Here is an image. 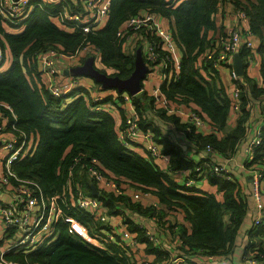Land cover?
Returning <instances> with one entry per match:
<instances>
[{"label":"trees","instance_id":"trees-1","mask_svg":"<svg viewBox=\"0 0 264 264\" xmlns=\"http://www.w3.org/2000/svg\"><path fill=\"white\" fill-rule=\"evenodd\" d=\"M227 1L247 14L249 29L259 40L258 53L261 54L262 83H257L247 71L245 56L249 50L240 53L244 61V75L238 79L230 76L232 84H239L242 88L241 112L233 127L228 124L232 113L229 87L221 79L220 70L213 61L203 58L215 40L209 32L218 27L220 0H112L107 23L88 33L59 28L53 22V17L41 7H36L18 25L7 26L0 14V45L4 52L8 49L12 57L6 69V55L0 61V102L10 105L17 116L16 120L11 119L10 125L15 123L17 128L38 140L36 152L13 162L12 169L19 178L38 182L46 195L60 194L59 201L63 207V218L58 225L60 233L55 242L27 253L7 252L6 259L20 264L139 263L136 257L132 259L117 243L109 244L108 250L95 247L76 235L71 227V219H74L86 225L92 236H96L101 228H110L106 221H96L90 211L72 205L69 199L70 191L74 192L70 171L74 174L75 182L82 183L86 193L93 194V182L87 173L92 158H98L101 170L114 179L128 180L133 187L149 191L159 198L162 207L158 210L129 199L130 208L168 222L172 232L180 239L178 252L189 258L187 264H197L206 255L238 258L235 250L241 245L238 244L239 234L250 209L242 184L235 174L231 173L233 180L209 172L208 178L218 186L221 198L215 193H201L194 186L180 184L176 174L182 169H190V175H193L196 161L185 157L176 136L164 135L162 126L148 119V115L154 114L156 118L167 120L176 129L183 130L190 125L181 114L169 113L155 102L154 96L145 92L144 97L149 98L152 104L151 112L147 111L143 98L133 96V104L141 115L142 129L153 131L164 153L170 157L166 171L143 154L126 148L119 140L114 115L107 111H92L91 99L85 96V91H80L82 88L62 98L55 97L40 82L38 62L41 52L58 45L69 55L79 53L86 46H93L100 55L102 66H97L95 61L98 69L109 75L128 78L134 70L136 55L124 51V39L118 37L117 32L131 15L145 9L153 10L169 20L176 42L183 52L177 75L170 72V68L165 69L173 78L163 81L161 92L172 104L194 108L213 126L214 130L210 133L190 126L189 136L196 141L199 151L205 152L207 146L211 145L214 154H220L218 159L234 158L243 144H247L248 148L253 136L250 132L251 118H254L256 107L261 110L264 100V0H224L223 3ZM46 7L53 9L56 5L47 4ZM156 39V36L151 38L152 41ZM159 53L160 60L166 57L163 50H159ZM108 70L113 72L109 73ZM118 92V103H123V92ZM119 109L124 124V109ZM0 111L12 117L6 106L0 104ZM261 137L262 143L253 150L252 157L247 151L245 166L264 174V128ZM76 159H79L78 163H75ZM98 198L108 206L109 214H118L124 208L121 203L124 196L101 192ZM179 213L182 215L175 217ZM226 215H229L227 219ZM131 227L137 229V226ZM248 231L249 238L244 244L242 258H239L246 263L243 255L256 247V257L264 261V225L254 227L252 224ZM138 235L139 241L144 243L143 232L138 230ZM146 246L147 253L154 255L153 264L167 259V252L157 250L151 243Z\"/></svg>","mask_w":264,"mask_h":264},{"label":"built area","instance_id":"built-area-1","mask_svg":"<svg viewBox=\"0 0 264 264\" xmlns=\"http://www.w3.org/2000/svg\"><path fill=\"white\" fill-rule=\"evenodd\" d=\"M224 0H220L223 4ZM112 0H0V14L5 23L18 25L23 23L31 12L36 7H41L50 16L53 17V22L61 29L67 31H81L88 33L99 29L110 13ZM47 4L56 5L53 9H49ZM170 25L169 20L150 9L141 10L136 14L131 15L119 28L117 36L124 39V51L126 53H134L138 48L142 49V54L146 63L149 66L150 72H159L164 80L170 81L173 78L172 74L165 72V69L170 68V72L176 75L180 72L181 56L176 57L174 52L178 46L175 35L170 26L165 27L163 21ZM247 21L248 16L244 11L238 10V20L233 28L230 29L225 37H220L212 41L211 47L206 50L203 58L211 60L214 66L219 70H227L234 79H238L232 67L235 54H240L243 50H249L245 56L247 63V71L249 72L255 67L257 62L259 40L249 27H241L242 21ZM156 36L158 39L152 41L151 38ZM91 48L86 46L77 54L69 55L62 47H53L38 55L39 68L41 75L47 76V85L50 91L57 98H62L66 94L75 89L82 88L81 92L85 91V96L91 99V109L94 112L107 111L114 115L116 105L118 108L127 101L132 104V108L125 109V122L123 127L118 129V137L121 143L128 149L133 150L135 145L141 146L147 153V158L155 162L156 159L170 160L169 155L163 151V146L155 138L153 131H144L141 126V115L133 104V96L127 92L121 94L125 100L123 103H118L120 96L115 93L108 94L109 89H104L100 84H96V89L91 90L88 85L82 82V75H70L62 78L59 74L58 62L64 61L70 66H77L81 64L80 59L85 57V51ZM159 50L166 52V57L160 60ZM94 54V61L99 60V53L97 49L91 48L88 53ZM7 56L6 50L2 49L0 45V61L4 56ZM99 55V56H98ZM5 56V57H6ZM261 63V59H260ZM112 90V89H110ZM87 92V93H86ZM241 94L242 88L234 85L231 91L230 98L232 102V113L238 114L241 112ZM153 96L155 102L165 108L169 113L183 114L187 118V124L190 126L201 127L205 124L204 119L195 110H189L188 113L180 107V105L172 104L170 100L157 89ZM112 97V100H108ZM6 106L17 119V116L10 105ZM262 123L256 126H250V132L253 136L249 141L248 153L253 156V150L262 143V129L264 128V105H262ZM231 113V114H232ZM115 116V115H114ZM16 119H13L16 120ZM188 126L182 130L183 134L189 136L191 127ZM12 133H7L6 125L0 123V146L7 151L4 157V167L0 168V189L7 187L11 178L16 182L14 184L12 197L9 200H0V223L3 224L6 230L13 231V238L0 246V263L1 264H20L14 260H8L5 254L10 251L14 252H30L36 250L40 246H48L55 242L59 237L58 225L63 218V207L60 205L59 195L48 196L43 192L40 184L35 180L21 179L14 170L12 164L15 161L32 155L36 152L34 143L30 141L29 134L24 130L17 128L15 123H12ZM210 153H214L211 145L207 146ZM234 158L227 159L231 161ZM79 159L75 160L78 163ZM196 161L195 172L193 175H188L184 180V185L194 186L198 179L207 177L208 173L222 176L226 179H233L230 170L225 164L215 162L208 157H199ZM101 164L98 158H92L90 165L87 166V173L93 185L99 190L97 195L88 194L82 183L75 182L74 174L70 171L69 175L72 177V186L74 182V192L70 191V202L72 205H78L80 208L90 211L96 220L108 221L105 214V206L103 201L98 198L101 192L112 193L115 196H124L121 203L124 208L129 209L132 213L134 208H130L129 199L133 203H141L143 199H148L147 206L154 209H160L162 203L158 197L152 196L149 191L141 188L133 187L128 180L118 181L104 173L98 166ZM82 172V171H81ZM232 175V176H231ZM264 174L259 170H253V190L252 194L255 197L256 205L253 215V226L259 227L264 225ZM65 195V193L63 194ZM127 205H126V204ZM143 206H146L142 204ZM127 214V213H126ZM128 215V214H127ZM142 222L137 223V229L126 228L122 223L121 227H113V230L106 234L103 243H99L100 237L98 235L92 238H86L82 232H77L83 239L95 247H100L108 250L109 244L117 243L125 252L138 260V264H153L154 258L136 254L141 242L139 241L138 230L143 232L145 237V244H153L157 250L167 252L168 257L164 261L157 262V264H187L189 258L183 256L178 252V245L180 239L176 236L168 222H163L157 216H149L148 214H140ZM75 220L71 219V227L75 229ZM146 222H151V226L156 228V231L147 225ZM74 227V228H73ZM76 231V229H75ZM119 242V243H118ZM255 250L243 255L248 264H264V261L256 257ZM196 258V257H195ZM208 260V264H214V256H203ZM204 262V261H203ZM221 264V263H219Z\"/></svg>","mask_w":264,"mask_h":264},{"label":"crops","instance_id":"crops-1","mask_svg":"<svg viewBox=\"0 0 264 264\" xmlns=\"http://www.w3.org/2000/svg\"><path fill=\"white\" fill-rule=\"evenodd\" d=\"M238 20V10L234 7L233 4L229 3L228 1L223 3L222 5L219 6L218 9V14H217V24L218 27L217 29L214 31H210L209 35L213 37V39H219L220 37H224L226 36V34H228V32L230 31L231 28H233L236 24ZM242 21V20H241ZM171 25H167L166 27ZM241 27L243 28H248V20L247 21H242L241 23ZM6 61L4 64V69H6L7 67H9L11 61H12V57L10 56L8 49H6ZM174 55L176 57L183 55L182 49L181 47L178 45ZM260 55L258 54L257 57V62L254 68H252L248 73L250 76H252L257 83H262V79H261V72H260ZM73 66H70L68 64H66L64 61H61L60 64L58 65V68L60 69L61 76L63 78L68 77L70 75H73L74 73L70 70ZM233 67V65H232ZM69 71V72H68ZM205 74V72H204ZM220 75H221V79L223 80V82L229 87V94H231V91L233 90L234 84H232L231 81V74L229 71L227 70H220ZM47 81L48 78L46 75L42 74L41 75V79L40 82L41 84H44L47 88L50 89V87L47 85ZM83 81L89 86H93L98 84L97 82L93 81L91 78L85 77L83 78ZM163 83L162 80V76L160 75L159 72H153L152 74H150L146 80H144L143 82V90L141 92H139L136 96L137 97H142L143 98V105L146 106L147 111L151 112L152 109V104L150 99H146V97H144L145 92H147L148 95H152L153 93L160 88V85ZM41 84L39 86H41ZM161 91V90H160ZM113 92V89L108 91L107 93L110 94ZM155 98V96H154ZM112 100V99H111ZM124 102V101H123ZM262 105H264V100H262ZM115 108L114 109V117L116 119L117 122V129H119L122 124H123V116H122V111L116 106L114 105ZM184 106V107H183ZM127 107L132 108V104H130V102H125L122 107L124 109V113H125V109H127ZM180 107L184 110V112L188 113L189 110L191 111L192 109L195 110L194 108L191 107H186L185 105H180ZM256 111L254 112V118H251V122H250V126H256V125H260L262 123V111L260 110V108L256 107ZM262 109V108H261ZM188 111V112H187ZM196 111V110H195ZM153 114V113H152ZM148 119L150 121H153L154 123L157 122L161 127V132L164 135H169V136H176L178 139V142L180 143L181 147L183 148V153L185 155L186 158L188 159H193V160H198L199 157H209L211 160H216L218 163H222L225 164L226 167L230 170V172L237 177V179L239 180V182L242 184V188L244 191V194L246 196V198L248 199L249 205H250V209H249V214L248 217L246 219V221L244 222V225H242V228L240 231L241 233L239 234V240H238V244H241L240 246L236 247L235 250V255L238 256V258L233 257L235 259H231L232 262L234 261H238L239 262V257H242V253H243V248H244V244L247 243L248 241V230L251 228L252 226V222H253V215H254V211H255V205H256V200L255 197L252 194V190H253V169L249 168L247 166H245L246 163V158H247V144H243L241 146V148L239 149V151L237 152V154L235 155L234 159L231 161H227V159L222 158V159H218V156L220 155L219 153H208L209 151L207 149H205V152H201L198 150V146L196 141L191 138L190 136H187L185 134H183L181 129H176V127L169 121L167 120H160L158 118H156V115H148ZM183 118V120L187 121L186 116H184L182 114L181 116ZM16 119L15 116L13 115L11 118L6 115V113L1 112L0 111V123H3L4 125H6L7 128V133H12L10 130H13L12 125H10V121L11 119ZM236 120H237V115L232 113L230 115V118L228 119V124L230 127L235 126L236 124ZM149 121V122H150ZM205 124L200 128V130L205 131L206 133H210L212 132L213 126L204 119ZM30 137V141L34 143V147L37 148L38 146V140L34 135H29ZM133 151H137L138 153L143 154L146 158H147V153L146 151L138 145H135L133 148ZM210 155V156H209ZM2 148L0 146V168L4 167V158H2ZM223 157V156H221ZM219 157V158H221ZM155 163H157L162 169L164 170H168L169 168V161L165 160V159H156ZM190 174V169H182L180 170L177 174H176V180L180 183L183 184L184 180L186 179V177ZM16 182L14 181L13 178H11L9 184L7 187L1 188L0 189V200H9L12 197V192H13V188H14V184ZM194 187L196 189H198L201 193L206 192V193H215L217 194V196L219 198H221V194L218 193V186L214 185V183H211L208 176L207 177H203L202 179H198L195 182ZM154 196V195H152ZM157 197V196H155ZM149 201L148 199L144 198L142 204L144 205H148ZM139 204H141L139 202ZM103 206H105V214L108 217V222L106 223L107 225L110 226L109 229L106 228H101V231L97 233V235L100 237L99 243H103V241L101 240V235L103 234H109L112 230L113 227H119L116 226L118 225H122V223L124 224V226L127 228H129V226L131 225L132 227H136L137 223H140L142 221L141 217L144 216H140V213H138L136 210L132 213L129 209L123 208L120 213L118 214H109L108 213V206L104 204L103 202ZM128 215H127V214ZM182 214H178L177 218H179ZM171 218H174V216H170ZM229 217V215H226V219ZM97 221V220H96ZM130 221V222H129ZM128 222V223H126ZM145 223V222H144ZM151 222H146L145 225L152 227L151 226ZM74 227L76 229V232H74L76 235L80 236L82 239L83 237L81 235H79V232H82L86 238H92L93 236L90 234L89 229L87 228L86 225L76 221L74 224ZM131 227V228H132ZM155 231L156 228L152 227ZM132 230H134V228H132ZM78 232V233H77ZM13 238V231L11 230H6L5 226L3 224L0 223V246H4L5 243L9 242L11 239ZM103 239V238H102ZM262 240V239H261ZM256 241V240H255ZM264 241V240H263ZM257 243V241H256ZM139 250L140 253L142 255L148 256L154 258V255L152 254H148L147 253V246L145 243L141 242V244L139 245ZM218 263L221 264H232L229 261L228 257L222 256L220 258H216L215 259ZM242 260V259H240ZM1 264V263H0Z\"/></svg>","mask_w":264,"mask_h":264},{"label":"water","instance_id":"water-1","mask_svg":"<svg viewBox=\"0 0 264 264\" xmlns=\"http://www.w3.org/2000/svg\"><path fill=\"white\" fill-rule=\"evenodd\" d=\"M232 65L238 76L244 75V61L241 54H235ZM70 70L75 75L91 78L93 81L101 84L104 89H117L120 92L125 91L132 95H136L143 90V81L148 77L150 72L141 48H138L136 52L135 67L128 78H121L102 72L96 67L94 59L87 60L82 65L73 66ZM92 189L94 195L99 193V190L94 185H92Z\"/></svg>","mask_w":264,"mask_h":264},{"label":"rangeland","instance_id":"rangeland-1","mask_svg":"<svg viewBox=\"0 0 264 264\" xmlns=\"http://www.w3.org/2000/svg\"><path fill=\"white\" fill-rule=\"evenodd\" d=\"M220 5H222V4H220ZM107 20H108V18L106 17L105 19H104V21H103V23H102V25H105L106 23H107ZM163 21V24H164V26L166 27V23H165V20H162ZM91 48H94L93 46H91ZM91 48H89V49H87L86 51H85V57L84 58H81L80 59V61L82 62V63H84V62H86L87 60H93L94 59V54L92 53V52H90V53H88L87 54V52H89L90 50H91ZM99 56V55H98ZM99 59H100V56H99ZM60 62H61V60L58 62V65L60 64ZM95 63V62H94ZM80 65H82V64H80ZM96 65L97 66H99V67H101L102 65H101V62L99 61V60H96ZM108 72L109 73H112L113 71L112 70H108ZM61 71H59V74H60V76H61ZM150 74H148V76H149ZM62 77V76H61ZM86 76H84V77H82V82L84 83V84H86L84 81H83V78H85ZM63 78V77H62ZM162 80L164 81V79L162 78ZM87 85V84H86ZM91 90H93L94 91V89H96V86L95 85H93V86H91V88H90ZM110 91V90H109ZM115 91V93H117L118 95H120L119 94V92L117 91V90H113V92ZM112 92V93H113ZM188 112V111H187ZM6 154H7V151L6 150H4V149H2V155H3V157L2 158H4L5 156H6ZM108 221H106V223H107ZM116 226H120L121 227V225H116ZM103 238V239H102ZM104 238H107L106 237V235L105 234H103V235H101V240L102 241H104ZM257 244V243H256ZM141 254L140 253V250H139V247H138V249L136 250V254ZM242 258V257H241ZM214 259H216V258H214ZM196 261H197V258H196ZM203 262L204 261V263H206V262H208V260H205L204 258H200L199 259V262ZM229 261L232 263V264H248V263H245L244 261H242V260H240L239 259V262L238 261H234V262H232L231 261V259H229ZM198 262V261H197ZM197 263V264H201V263ZM176 264V263H175ZM214 264H219L216 260L214 261Z\"/></svg>","mask_w":264,"mask_h":264},{"label":"clouds","instance_id":"clouds-1","mask_svg":"<svg viewBox=\"0 0 264 264\" xmlns=\"http://www.w3.org/2000/svg\"><path fill=\"white\" fill-rule=\"evenodd\" d=\"M5 60H6V59H5ZM94 62H95V61H94ZM81 64H83V63L81 62ZM79 65H80V64H79ZM82 76H83V75H82ZM83 77H84V76H83ZM88 78H89V77H88ZM145 80H146V79H145ZM143 82H144V81H143ZM98 84H99V83H98ZM100 85H101V84H100ZM109 90H110V89H109ZM113 90H117V89H113ZM117 91H118V90H117ZM124 92H125V91H124ZM124 92H123V93H124ZM123 93H122V94H123ZM136 95H137V94H136ZM93 195H94V194H93Z\"/></svg>","mask_w":264,"mask_h":264}]
</instances>
